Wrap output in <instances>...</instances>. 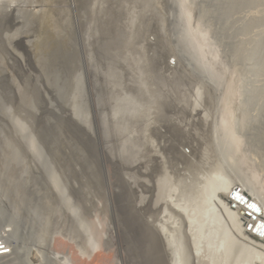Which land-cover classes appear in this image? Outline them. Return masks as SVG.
Instances as JSON below:
<instances>
[{"label":"rangeland","instance_id":"374dc122","mask_svg":"<svg viewBox=\"0 0 264 264\" xmlns=\"http://www.w3.org/2000/svg\"><path fill=\"white\" fill-rule=\"evenodd\" d=\"M151 1L0 0V227L11 232L3 237L0 264H62L52 252L65 254L71 264H142L139 255L145 239L134 195L141 166L137 149L123 141L121 127L126 114L157 92L158 84L174 97L178 82L173 75L168 80L160 79L154 69L155 60L161 57L159 60L164 62L165 57V62L175 65L179 57L178 63L203 68L202 62L194 61L201 60L197 59L194 40L186 30H178L185 29V23L176 26L173 22L177 16L172 9L175 0H158L155 6ZM191 1L198 26L204 33L208 31L205 34L211 48L217 47L216 63L221 69L225 67L227 75L239 74L234 78H238L235 86L241 109L237 111L235 103L232 110L237 111V134L247 141L240 152L250 166L264 174V0ZM196 9L202 12L198 14ZM165 21L175 27L168 28ZM169 30L173 32L169 34ZM181 34L188 38H180ZM155 46L160 54L170 55L172 51L177 57L170 60L164 54L158 56ZM167 47H171L170 53ZM220 68L215 71L217 78ZM174 75L181 76L177 72ZM168 86L173 87L171 93ZM132 124H138V120ZM96 127L102 139L99 143L94 135L91 137ZM212 166L198 180L202 189L213 178L218 179L216 184L232 173L226 165ZM145 184L149 191L150 180ZM200 197L186 201H191L195 209L201 208ZM212 220L209 215L207 223ZM222 229L221 236L210 232L214 239L220 238L221 246L227 241L243 256H255L223 235L226 228ZM174 236L183 244L177 234ZM50 237L52 247L46 253ZM215 243L208 245L209 249L216 250L211 247ZM181 250L185 256V249ZM236 261L240 264L237 258L226 264Z\"/></svg>","mask_w":264,"mask_h":264},{"label":"bare ground","instance_id":"6f19581e","mask_svg":"<svg viewBox=\"0 0 264 264\" xmlns=\"http://www.w3.org/2000/svg\"><path fill=\"white\" fill-rule=\"evenodd\" d=\"M157 1H155V3L151 1L150 4H152L153 2L155 6V4H157L156 3ZM190 1L191 0H175V6L171 8L173 9L174 12L177 13V16L175 17L173 22L175 23L176 26L177 23L178 24L180 22L182 24L185 23L184 24L185 29L179 28L178 30L180 31L182 30L183 32L184 30H186L187 36H189L191 40H194L196 45L195 48L200 56V57L198 56L197 59L199 60V58H201V60H203L204 58L207 62L211 63L206 69L208 74L205 73L203 68L200 69L199 66H196V64L194 65L193 63L191 64L186 62L178 63V61L181 60L178 59L179 57L176 59L178 61L177 63H175V65L174 64L172 65L170 61L168 63L167 61L165 62V57H163L165 63L162 60L161 61L163 63L159 60L162 59L161 57L155 60L154 62H156V64L154 63L153 65L156 66H154V69L155 72L158 73V77L160 79L162 78L168 80V78H170L171 75H173L175 77V81L178 82L177 90L175 91L174 97H171L169 94H167L163 89H161V85L157 83L158 84L157 92H154L149 97L144 98L140 103V105H138V107L133 112L126 114L124 118V122L121 127V132H123L124 134L123 141L126 144H132L137 149L136 150L137 159H139V163L141 166V173H140L141 179L140 177L138 178V176L136 175L137 177H136V185L134 187V195L136 196L137 199L136 207L139 213V219H140L139 221L141 223L140 225H142L143 236L146 241L144 240V244H142L141 246V255L139 256L141 257L142 264H210L209 261L211 260H208V257L213 252L214 258H212L213 259L212 261L216 262V264H226L229 261V257L230 260H233L234 258V261L236 260V258L238 261H241V259L245 258L247 264L250 263L264 264V238L259 237V235L255 236V234H252L247 230L248 218L241 210V207L232 206V202L228 198L229 192L235 186H240L241 192L251 197L259 204L261 208L260 218L264 221V174H261L262 170L261 172L257 170L259 168L256 167V170L258 171L257 172L252 166H250L251 165L250 161H247L245 159L244 154H242L243 152H240L242 151L241 149L243 146L242 144L245 140H242L241 137L242 135L239 136L238 135L239 133L237 134V132L239 131V127L236 131H234L235 126L238 123L236 118L237 111L241 107V104H239L241 102L238 103L239 100L237 93L238 89H236L238 87L235 86V83L236 81H238V78L237 80L234 78L235 73L234 75L233 73L231 74L229 72L228 75L227 73H224L223 69L225 67H222L223 69H221L219 63L218 62L216 63V61H218L217 54L219 53L216 50L217 47L215 46L216 49L214 47L211 48L212 45L209 41L208 36L205 34L208 31L207 32L205 31L204 33V29L202 30L203 27L201 26L202 27L201 28L198 26V21L196 18L197 14L195 15V12L193 11V7ZM160 2L162 1L160 0ZM207 3L209 4V2ZM166 5L169 4L167 3ZM154 6L152 7V9L154 8ZM197 8L199 7L197 6ZM163 12L165 13L167 11H163ZM196 12H198L199 14L202 11L199 12L197 10ZM142 13L143 12H141L140 15H142ZM150 15H153V13ZM146 17L144 16L145 19ZM161 19L163 18L161 17ZM153 21L154 20H152V22ZM157 21L160 22V20ZM166 21L164 23H166ZM168 24L167 26L169 28L170 24L169 25ZM148 25L150 26V24ZM172 26L175 27L174 25ZM159 27H157L158 31H159ZM136 29L138 30V28ZM161 31L163 33V30ZM172 32L171 30H169V34ZM153 33L154 32H152V34ZM178 33L180 32L178 31ZM166 34L164 36H166ZM183 34L180 35V38L182 37V39L185 37V36L183 37ZM145 35L148 34L145 33ZM142 37L144 38V36ZM151 37H153V35H151ZM157 37H158L157 39H159V36ZM139 39L140 38H138V40ZM157 39H153V40H157ZM151 43H152V39H151ZM146 45L149 44L147 43ZM154 45L155 44H153V46L151 47L153 48ZM142 47L144 46L142 45ZM155 48L157 47L155 46ZM168 48H170L169 50H171V47H167L166 50H168ZM150 50L152 53L153 50L152 49ZM169 50L168 53H170ZM219 50L220 49H218V51ZM155 51H157L156 53H158L160 49L157 48ZM156 53L154 52V56ZM158 54L156 55L161 56L164 53L160 54L159 52ZM249 54L250 53H248L247 55ZM165 56H167V58L169 59L172 57L173 59L177 57L174 54H172V51L170 55L166 54ZM220 56L219 57L222 59L223 55L221 54ZM235 56L237 55L235 54ZM246 56L245 57L243 56L244 57L243 59H246ZM227 57H225V59ZM221 59H219V61ZM191 60L194 59L191 58ZM201 60H199L200 62H198L196 59L194 61L197 62V64H199L202 62ZM157 61L161 63L157 64ZM206 61H204L203 63H206ZM227 67L229 68V66ZM217 68H220L222 71L218 73L219 74L218 78L215 75V73H217L215 72L217 71ZM234 68L232 67L230 69L234 70ZM176 72L179 73V75L181 76L178 77L175 76L174 74ZM235 76H239V74ZM12 78L14 82H17V79H14V77ZM207 79H210V81ZM184 80H187V82L190 80L193 81L191 82V84H188L183 82ZM87 82L89 85L88 86L89 91L92 92V83L89 78ZM151 85L153 89L156 87L155 82H153ZM186 85H188V88L186 87ZM195 87H197L196 91H194ZM47 88L49 87H46L44 91H47ZM172 88L173 87L170 86L167 87L169 93L172 92ZM215 92L218 93V97ZM89 99H90V94H89ZM152 103L153 105H150ZM235 103H238V106L235 107L237 108V111L233 110L234 112H236V116L235 115L233 116L234 112H232V107L237 105ZM133 120H138V124L133 125L132 124ZM99 132H100L99 127H96L94 129V133L92 134L91 132L92 136L90 135L91 137H93L94 135V139L97 141V143H99L102 140ZM244 143H247V141H245ZM263 146L264 143L262 147ZM232 147H234L235 154L232 151ZM239 152L242 155L239 154ZM225 154H227L229 157L225 156ZM220 164L226 165L227 168H230L232 173L231 172L229 173H231V175L227 176L228 179L226 181L221 180L223 182L220 181L216 184L215 182L218 181V179L213 178V180L207 182L204 188L202 189V185L199 184L200 181L198 180H201L202 178L201 175H203V172L208 170L210 171V166L212 165L216 166ZM235 168L237 170L234 171L233 169ZM236 173L238 174L236 175ZM233 174H235V176H233ZM148 179L151 182L149 191L145 189L146 187L145 183L146 181H148ZM167 182H168V186H167ZM175 185L176 186L178 185V188H176ZM209 186H211V193L210 194L206 192L204 193L205 189L208 188ZM173 189H175L174 192H172ZM187 192H189L188 194H190L189 197L186 195ZM208 194L211 196V199L208 198L210 197ZM192 196H194L195 198L202 196L203 201H207V200L212 201L213 210L211 211L220 215L218 221L219 228L223 227L229 230L228 233L223 232V235H227L228 238L233 241V243L236 241V244L239 243V245H241L242 247L251 250V252L254 253V255L256 256V257L255 256L252 257V258L255 257L257 259L255 260L256 262H254V259L251 258L252 255H249L247 257L243 256L242 254H240L241 251L239 252L238 248L233 247V244L232 245H229L228 243L226 244L227 242L226 240H225L226 242L223 241V245L221 246L222 241L220 240L219 237H217V239H214V236H211L210 234H207L206 236L203 235L202 233L203 227L205 228L206 226H209L210 232L216 231L214 224L215 221L213 219L212 222L209 221L207 223V217L210 214L209 212L205 215L206 217L204 218L203 215L201 216L200 214L196 213V209L194 208L195 205L193 206L190 203L191 201L189 203H187L186 201V199L188 200V198H191ZM200 203H202L201 200ZM189 204L192 206H190ZM197 214L199 217L197 216ZM229 218H233V220L235 221H232L231 219H230L231 221H229ZM195 222L198 223L199 227L196 225ZM231 222H234L235 225H233ZM198 232L201 234H199ZM10 233H9V229H6L4 227L0 229V249L3 248L4 246L3 243H5L3 241V237L5 238V236H7ZM176 234L183 241L181 243H183L184 245L181 244V246L183 245L181 249H185L183 251L186 253L185 256H183L181 253L183 257L179 261L174 260L172 254L173 252L172 244L174 243L172 239L174 240L175 238L176 240L177 236H174ZM215 241L216 243L214 245H211V247H213L216 250L209 249L208 245L213 244V242ZM51 247H52V237H50V239L47 240L45 252L47 251L46 253L48 252L50 253L49 249ZM94 247H96V243ZM204 248L208 251L209 255L206 254ZM235 253L237 256L236 258H235ZM52 254L62 264H71V262L69 261L68 257L65 254L62 255L54 252H52ZM249 258H251V260ZM183 259H185L184 262L181 261ZM236 262L235 264L237 263L239 264V262L237 263Z\"/></svg>","mask_w":264,"mask_h":264},{"label":"water","instance_id":"95a60500","mask_svg":"<svg viewBox=\"0 0 264 264\" xmlns=\"http://www.w3.org/2000/svg\"><path fill=\"white\" fill-rule=\"evenodd\" d=\"M232 206H240L248 218L247 230L255 236L264 238V221L260 218L261 208L251 197L241 192L240 186H235L228 194Z\"/></svg>","mask_w":264,"mask_h":264},{"label":"clouds","instance_id":"9594fccd","mask_svg":"<svg viewBox=\"0 0 264 264\" xmlns=\"http://www.w3.org/2000/svg\"><path fill=\"white\" fill-rule=\"evenodd\" d=\"M232 112H233V110H232ZM233 116H234V113H233Z\"/></svg>","mask_w":264,"mask_h":264}]
</instances>
